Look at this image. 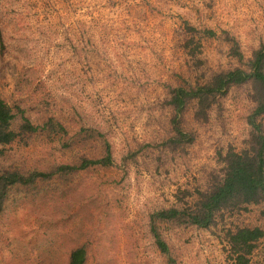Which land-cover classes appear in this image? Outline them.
<instances>
[{"label":"rangeland","instance_id":"obj_1","mask_svg":"<svg viewBox=\"0 0 264 264\" xmlns=\"http://www.w3.org/2000/svg\"><path fill=\"white\" fill-rule=\"evenodd\" d=\"M0 30L3 97L33 123L54 117L68 131L4 148L0 173L54 175L10 189L0 264H69L80 247L86 264H167L151 215L193 205L196 191L211 186L221 153L246 146L260 96L252 82L233 86L206 120L191 102L181 121L195 141L172 150L162 145L175 136L170 92L250 71L264 46V0H0ZM108 143L110 166L57 171L105 158ZM261 210L225 213L209 230L161 223V233L177 264H233L228 231L264 230ZM249 264H264V238Z\"/></svg>","mask_w":264,"mask_h":264},{"label":"trees","instance_id":"obj_2","mask_svg":"<svg viewBox=\"0 0 264 264\" xmlns=\"http://www.w3.org/2000/svg\"><path fill=\"white\" fill-rule=\"evenodd\" d=\"M188 30L199 32L189 27ZM203 33V31H201ZM200 33V32H199ZM205 34L214 36L213 31H204ZM3 33L0 30L2 44ZM233 53L243 60V54L236 39ZM191 38L185 43L186 47L194 45ZM4 46V45H3ZM4 56L3 52L1 53ZM250 71L240 68L215 74L210 83L203 86L173 88L168 101L174 109L172 120L175 136L162 143L172 150L183 145H191L195 141L192 134L182 128V117L191 102H195L196 117L206 120L209 111L217 104L220 98L227 94L233 86L248 82L254 83L259 98L253 113L248 118L250 134L246 146L238 151L230 148L223 155L221 153L223 168L220 175L216 176L207 190H197L193 205L185 204L183 207L175 206L162 209L150 217L151 233L158 250L167 257V264H177L171 254V249L164 239L160 224L173 223L174 225L195 227L209 230L214 227L217 220L225 213L247 211L248 207H261L264 216V46L257 50L250 60ZM64 124L54 117H49L44 123L35 124L26 110L21 106L14 108L0 92V158L5 155V147L21 140H28L37 135H62L67 134ZM63 139V136L62 138ZM107 156L103 159H84L78 166L61 165L57 171L71 174L86 170L95 165L110 166L112 152L107 144ZM55 171V172H57ZM52 173H34L25 176L18 172L6 171L0 173V216L4 211L5 201L10 189L17 184L29 185L38 178H51ZM264 238V230L260 227H236L227 233V257L233 264H249L258 243ZM88 251L86 247L75 249L69 264H86Z\"/></svg>","mask_w":264,"mask_h":264}]
</instances>
